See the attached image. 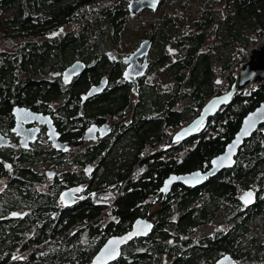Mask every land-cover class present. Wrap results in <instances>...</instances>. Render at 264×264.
<instances>
[{"label":"flooded vegetation","instance_id":"flooded-vegetation-1","mask_svg":"<svg viewBox=\"0 0 264 264\" xmlns=\"http://www.w3.org/2000/svg\"><path fill=\"white\" fill-rule=\"evenodd\" d=\"M217 1L94 0L87 9L100 15H118V31L114 35L115 27L105 25L106 33L109 29L118 40L130 26V19L143 17L140 25L134 27L142 35L135 42H117L113 48H102V39L74 40L68 49V42L63 39L68 32L61 37L57 35L64 26L50 30L46 34L53 32L52 39L44 40L51 47L62 44L64 57L72 55L69 61L50 71L43 68L35 74H23L34 76L37 86L45 87L49 96L25 97V103H19L21 93L25 92L20 87L19 73H13L15 80L9 85L5 81L0 83V264H63L58 256L67 248L59 239L67 233L66 222L70 221L72 227H82L98 219L104 221L107 216L98 214L100 200H105V204L117 191L125 193L126 184L120 188L117 176L128 175L131 181L137 180L147 164L143 162L147 156L145 148L165 151L171 143L180 147L191 138L172 141L176 130L190 122L196 113L190 119H181L178 126L168 125L169 134L165 138L164 111L149 113L148 106L158 94L162 95L159 99L162 102L170 92L178 96L174 109L187 113V98L183 96L193 89L185 83L195 80L186 76L182 85L176 84L174 65L185 58L180 47L191 44L182 36L195 33L199 20L203 24L207 15L226 17L227 0ZM133 6L137 7L135 12ZM177 19L181 20L179 24ZM92 30L97 34L95 25L89 34ZM75 33L79 36L82 30ZM216 36L215 32L211 34L213 43L219 41ZM143 41H150V46L137 61L139 64L145 61L146 68L142 75L126 79L123 72L128 63L124 58L131 56ZM51 55L50 52V58ZM74 61L82 62L84 68L66 82L64 70ZM160 71L168 73L167 81L159 77ZM101 85L99 92L87 96L92 87ZM19 108L38 116L34 118L27 112L15 114ZM150 114L162 120L158 136L154 131L147 132ZM106 176L113 180L104 181ZM164 197L162 194L160 201ZM160 201L149 208L146 216L136 219H151L153 223L152 214L156 210H150L154 206L158 209ZM85 208L89 215L84 213ZM126 245L122 246V252ZM162 257L161 264L170 262L165 255Z\"/></svg>","mask_w":264,"mask_h":264},{"label":"trees","instance_id":"trees-1","mask_svg":"<svg viewBox=\"0 0 264 264\" xmlns=\"http://www.w3.org/2000/svg\"><path fill=\"white\" fill-rule=\"evenodd\" d=\"M93 1L0 0V10L10 12L3 21L5 40L11 47L10 50H0V83L5 81L9 85L15 80L13 73L21 74L20 87L25 92L21 93L19 103H25V97L37 99L49 96L45 87L37 86L34 76L23 74H35L43 68L50 71L60 66V63L69 61L72 56L69 53L64 57L62 44L57 48L51 47L48 41L39 42L37 37L75 20L83 23L82 33L79 36L73 31L65 34L63 39L68 42V49L74 40L83 42L86 38L102 39L106 32L103 27L105 25L115 27L113 33L116 34L118 15H100L93 9H87ZM225 6L226 17L219 16L216 22V17L207 15L203 24L200 20L197 22L195 33L186 38L182 36L184 41L191 44L180 47L185 52V58L174 65L173 72L176 84L182 85L186 76L195 80L192 82L189 79L185 83L193 89L183 96L187 98V113L174 109L178 97L175 93L167 92L162 102L159 101L161 94L149 101V113L153 110L164 111L166 125L163 137L169 134L166 129L168 125L178 126L181 119H190L194 113L198 114L206 99L214 94L217 78L223 72L229 71L228 88L230 87L236 80L230 72V68L236 66L235 59L242 56L241 61H246L249 57L246 52L253 46L251 41L264 35V0H227ZM244 16L253 18L250 28L255 37L251 41L246 33L248 26L239 24L241 20L243 22ZM94 25L97 34L93 31L95 36H92L88 31ZM213 32L217 34L219 41L206 44ZM16 48L19 49L16 51ZM19 50L20 54L17 56ZM262 103L264 104V83L251 85L235 93L233 99L219 108L204 127L182 146H173L171 143V147L165 151L145 148L147 156L143 162L147 164L137 180L131 181L128 175L117 176L116 184L120 183V188L126 184L125 193L117 191L115 197L105 204V200H100L99 217L110 216L108 220L98 219L90 224L84 223L82 227H72L70 221L65 223L67 233L59 241L65 243L67 251L59 253V263L89 264L108 237L129 230L137 217L146 216L149 208L160 201V189L170 174L208 170L210 160L220 154L233 138L242 118ZM146 122L147 132L154 131L155 136H158L159 126L162 124L160 117L150 114ZM108 180L112 181L113 177L106 176L104 181ZM248 189L255 192V202L246 206L240 202L238 194ZM160 202V207L152 214L154 219L151 232L129 241L124 251L110 264H161L162 255L170 260L168 264H212L224 254H230L240 264L260 263L264 237L253 230V225L258 221L264 222V122L250 138L244 140L228 168L208 178L198 187L175 184ZM110 205L112 207L107 210ZM84 213L89 215L86 208ZM214 220L226 226L216 228L213 234H201L196 239L195 234L201 229L199 227L215 222Z\"/></svg>","mask_w":264,"mask_h":264},{"label":"water","instance_id":"water-1","mask_svg":"<svg viewBox=\"0 0 264 264\" xmlns=\"http://www.w3.org/2000/svg\"><path fill=\"white\" fill-rule=\"evenodd\" d=\"M136 3V2H135ZM137 10L136 6H133ZM150 46V41H143L131 56L124 58V62L128 65L123 72L126 79L132 76L137 77L143 74L146 64L145 61L139 64L137 57L146 55ZM111 56V55H110ZM243 63V62H242ZM240 72L235 76V81L230 85L227 91L222 94L212 95L201 106L198 114L188 123L183 124L173 136L174 143L181 142L184 139L193 136L198 132L207 120L216 113V111L223 105L228 104L235 93L243 91L253 83H264V40L261 44L252 46L250 48L249 57L244 64H239ZM84 68V64L80 61L72 62L64 70V81L67 74V81L74 74L79 73ZM127 74V75H126ZM101 86H94L88 92L87 96L97 93L101 90ZM95 90V91H94ZM91 93V94H90ZM210 105H213L211 108ZM36 118L38 115L31 113L25 108H19L14 113H26ZM264 122V104L256 106L253 110L249 111L243 118L239 129L234 134L233 138L225 145L223 151L210 160V167L206 171L193 170L183 174H170L164 181L161 187L162 194L166 196L171 187L175 184H182L187 187H198L205 183L208 178L215 176L218 172L228 168L233 162V158L238 153L239 148L243 145L244 140L251 137V135L263 124ZM247 131V134H245ZM167 186V187H166ZM166 187V190H164ZM246 193H251V202L245 203L244 197ZM239 200L242 204L248 206L255 202V192L251 189L244 190L239 195ZM152 221L151 219H136L129 230L119 235H112L108 237L99 250L94 254L89 264H109L116 260L121 254L122 246L126 245L129 241L135 238L144 237L151 232ZM110 241H117L116 244H110ZM115 249V255L111 258L108 252ZM213 264H238V260L230 254H224L219 257Z\"/></svg>","mask_w":264,"mask_h":264},{"label":"rangeland","instance_id":"rangeland-1","mask_svg":"<svg viewBox=\"0 0 264 264\" xmlns=\"http://www.w3.org/2000/svg\"><path fill=\"white\" fill-rule=\"evenodd\" d=\"M221 8V7H220ZM221 12V11H220ZM79 13H81V12H79ZM10 14V12L9 11H1L0 10V50H10V44H9V42H7L6 40H5V36H4V34H5V29H4V21H3V19L5 18V17H7L8 15ZM76 15H78V14H76ZM75 15V16H76ZM219 16H221V14H219ZM218 15L216 16V19H218V17H219ZM196 16H191V18H195ZM142 18L143 17H141V18H132V19H130V21H129V25L130 26H128V27H126L122 32H121V34L117 37V39L118 40H116L111 34H110V30L108 29V33H104V35H103V38H102V43H101V47L103 48V47H110V48H113V47H115L116 46V43L117 42H129V41H134V40H136L140 35H142V32H140V31H138V32H135L134 31V27L135 26H137L138 27V25H140V23H141V21H142ZM184 17H182V19H183ZM242 19V18H241ZM252 17H247V18H245V16H244V20H243V22H242V20H241V23H239L240 25H247L248 27H247V31H246V33L248 34V37H249V39H250V41H251V39L253 40V38L255 37V35H254V33H253V31L251 30V28H250V22L252 21ZM77 21V22H76ZM181 22V20H178L177 19V24H179ZM184 22V21H183ZM185 23V22H184ZM81 24H83V23H81V22H78V20H75V22L74 21H71V22H69L66 26H64L62 29H60L59 30V32H58V37H61V35H63V33H66V32H69V31H73V32H77V31H79V30H81L82 29V26L83 25H81ZM93 34H94V36H95V33H93V30L91 31V35L93 36ZM53 35H54V33L53 32H49L48 34H46V35H43V36H40V37H37L36 38V40H38V41H42V40H44V39H52V37H53ZM264 36V35H263ZM261 38V37H260ZM17 40V39H16ZM16 40H14V41H16ZM213 41H215L214 39H213ZM213 41H212V39H211V36L209 37V38H207V40H206V44H211V43H213ZM260 41L261 40H259V38L256 40V41H251L252 42V45H254V43L256 44V45H258V44H260ZM135 42V41H134ZM251 45V46H252ZM256 45H254V46H256ZM121 50H124V48H121ZM1 52V51H0ZM241 62H239V64H240ZM159 77L160 78H163L162 80L163 81H167L168 80V73H163V72H159ZM219 78H220V76H219ZM219 78H217V81H220V79ZM251 85H254V84H251ZM250 85V86H251ZM223 107V106H222ZM221 107V108H222ZM220 108V109H221ZM205 125V124H204ZM204 125L201 127V128H203L204 127ZM191 146V145H190ZM184 149H186V148H184ZM242 193V191H240L239 192V194L238 195H240ZM154 200L156 201V198H154ZM156 203H157V201H156ZM157 209V206H154V207H152L151 208V210L150 211H152V212H154L155 210ZM110 216H107L106 218H105V220L104 221H106V220H108V218H109ZM215 222H210V223H207V224H205L204 226H200L199 228H201L200 229V231H197V235H195L196 236V239H198V237L201 235V234H208V233H211V232H213L214 231V229L215 228H221V227H225L226 225L225 224H223L222 222H219L218 220H214ZM227 227H228V225H227ZM198 228V229H199ZM253 230L255 231V232H259L263 237H264V222H262V221H258V222H256V223H254V225H253ZM262 262H264V250H263V252H262V261H260V263H257V264H263ZM238 264H240L239 262H238ZM246 264H250V263H246ZM253 264H255V263H253Z\"/></svg>","mask_w":264,"mask_h":264},{"label":"built area","instance_id":"built-area-1","mask_svg":"<svg viewBox=\"0 0 264 264\" xmlns=\"http://www.w3.org/2000/svg\"><path fill=\"white\" fill-rule=\"evenodd\" d=\"M260 41V44L262 43V41L264 40V36L259 38ZM256 45V44H254ZM259 45V44H258ZM249 52H250V48L249 50L246 52L247 54L246 55H249ZM245 55V54H244ZM243 60L242 56L235 59V64L236 66H233L230 68V72L234 75V77L240 72V66H239V62ZM228 73L229 71H226V72H223L221 74V77H220V81L219 83H216V86H215V90H214V94L213 95H217V93L219 94H222L224 93L227 88H228ZM257 85H259L260 83H256ZM165 138H167V135H165Z\"/></svg>","mask_w":264,"mask_h":264},{"label":"snow or ice","instance_id":"snow-or-ice-1","mask_svg":"<svg viewBox=\"0 0 264 264\" xmlns=\"http://www.w3.org/2000/svg\"><path fill=\"white\" fill-rule=\"evenodd\" d=\"M127 75V74H126ZM67 79H68V77L66 76L65 77V80H66V82H67ZM217 83H219V81H217ZM95 91V90H94ZM91 94V93H90ZM213 105H210L209 107L211 108ZM89 131H92L91 129L89 130ZM245 134H247V131H245ZM167 187V186H166ZM166 187H165V189L164 190H166ZM251 193H246L245 194V197H244V200H245V203H250L251 202ZM110 244H116V243H118L117 241H110L109 242ZM108 255H109V257L111 258L112 256H114L115 255V249L113 248L111 251H109L108 252Z\"/></svg>","mask_w":264,"mask_h":264},{"label":"clouds","instance_id":"clouds-1","mask_svg":"<svg viewBox=\"0 0 264 264\" xmlns=\"http://www.w3.org/2000/svg\"><path fill=\"white\" fill-rule=\"evenodd\" d=\"M262 37H263V36H262ZM253 46H254V45H253ZM253 84H256V83H253ZM259 85H260V84H259ZM249 87H251V86H249ZM249 87H248V88H249ZM227 90H228V88H227ZM179 128H180V127H179ZM179 128H178V129H179ZM121 253H122V252H121Z\"/></svg>","mask_w":264,"mask_h":264},{"label":"bare ground","instance_id":"bare-ground-1","mask_svg":"<svg viewBox=\"0 0 264 264\" xmlns=\"http://www.w3.org/2000/svg\"><path fill=\"white\" fill-rule=\"evenodd\" d=\"M243 62V63H242ZM245 63V61H241V64H244Z\"/></svg>","mask_w":264,"mask_h":264}]
</instances>
